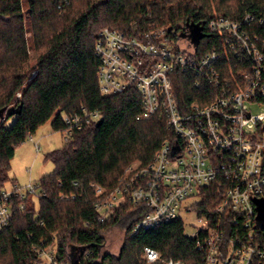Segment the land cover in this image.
<instances>
[{"label":"trees","instance_id":"1","mask_svg":"<svg viewBox=\"0 0 264 264\" xmlns=\"http://www.w3.org/2000/svg\"><path fill=\"white\" fill-rule=\"evenodd\" d=\"M245 12L264 17V0H0V111L4 109L0 114V184L8 180L16 146L40 125L49 121L53 130L62 133L67 128L64 114L83 109L100 112L99 123L84 124L46 154L54 168L38 181L45 192L39 206L29 196L24 208L19 207V199L14 200L11 223L0 232V264H36L35 247L46 245L55 246L60 264H145L144 245L156 248L165 258L200 264L202 254L185 233L181 218L134 231L149 208L126 199L104 222L98 220L94 209L98 196L91 183L112 189L127 165L146 164L163 140H173V133L160 112L136 118L141 95L135 87L116 94L100 91L95 42L102 27L137 35L155 26L166 27L173 41L187 28L193 42L192 33L200 27L196 55L217 50L218 69L229 76V65L236 69L242 64L225 49L218 34L202 29L211 17L239 19ZM29 48L34 52L33 63ZM34 70L36 74L27 80ZM171 77L180 107L192 102L203 105L217 92L207 80L196 85L199 76L193 71L175 68ZM8 109L15 112L8 115ZM11 116L15 119L6 126ZM198 193L199 201L192 207L201 214L212 210L224 192L212 183L200 187ZM117 225L124 234L119 254L114 255L102 248L105 234ZM71 246L81 248L75 260L70 256Z\"/></svg>","mask_w":264,"mask_h":264},{"label":"built area","instance_id":"2","mask_svg":"<svg viewBox=\"0 0 264 264\" xmlns=\"http://www.w3.org/2000/svg\"><path fill=\"white\" fill-rule=\"evenodd\" d=\"M204 26V32L219 35L225 49L244 67L229 65V76H223L218 69L219 52L212 49L196 55L197 46L187 28L177 41L164 26L137 35L111 27L98 31L95 53L100 60V91L116 94L135 87L141 95L136 118L160 112L173 140H163L146 164L127 165L112 189L91 183L98 196L94 209L104 222L126 199L134 205L145 203L149 211L134 231L147 229L181 218L178 209L183 202L192 196L199 199L200 187L216 183L224 192L221 201L210 211L198 214L196 210L200 224L189 235L202 254L200 264H264L259 210L264 203V17L255 18L250 12L239 19L217 15ZM172 33L176 35V29ZM175 68L195 72L199 76L196 85L207 80L217 92L203 105L192 102L180 107L172 90ZM255 105L261 107L260 114H253ZM99 117L98 110L64 114V141ZM35 148L39 149L37 143ZM31 195H45L38 182L0 184V232L11 223L14 200L19 199V207L24 208V199ZM192 209L191 204L185 206L187 211ZM53 246L35 247L36 264H60ZM141 257L145 264H184L165 258L149 245L142 247Z\"/></svg>","mask_w":264,"mask_h":264},{"label":"rangeland","instance_id":"3","mask_svg":"<svg viewBox=\"0 0 264 264\" xmlns=\"http://www.w3.org/2000/svg\"><path fill=\"white\" fill-rule=\"evenodd\" d=\"M29 36V33H27ZM30 61H34V52L29 48ZM36 74V70L32 71L27 80H30ZM20 92L17 93L18 97ZM253 114H260L262 112L261 107L253 106ZM14 117L11 116L6 120V126H10ZM33 140L29 138L26 141L19 143L14 151L13 157L10 159V167L8 170V180L5 185L11 186L14 181L19 186L26 185L29 181L38 182L41 176L50 173L54 164L51 160L46 159V154L60 147L64 143V139L61 132L53 130L50 122H46L40 125L33 134ZM35 143L39 146L36 150ZM36 208L39 206V198L33 197ZM199 199L197 197L187 198L182 206L178 209L179 217H181L185 233L191 235L195 232L196 227L200 224L198 214L195 209L185 210V206L194 205ZM123 227L121 225L110 228L105 234L106 242L102 250L111 254H119L120 248L123 244ZM54 247V246H53ZM81 251L80 247L71 246L70 256L72 259H76Z\"/></svg>","mask_w":264,"mask_h":264},{"label":"water","instance_id":"4","mask_svg":"<svg viewBox=\"0 0 264 264\" xmlns=\"http://www.w3.org/2000/svg\"><path fill=\"white\" fill-rule=\"evenodd\" d=\"M192 37H193V43L196 45L198 38L201 37L200 27L194 29V32L192 33ZM3 112H4V109H2L0 111V114H2ZM14 112H15L14 110L8 109L7 114L10 115V114H13ZM99 122H100V120H98L97 123H99ZM259 210H260L261 215H262V217H260V224L264 226V203L259 204Z\"/></svg>","mask_w":264,"mask_h":264},{"label":"crops","instance_id":"5","mask_svg":"<svg viewBox=\"0 0 264 264\" xmlns=\"http://www.w3.org/2000/svg\"><path fill=\"white\" fill-rule=\"evenodd\" d=\"M32 138H33V136H32ZM34 139V138H33ZM14 182V181H13Z\"/></svg>","mask_w":264,"mask_h":264}]
</instances>
